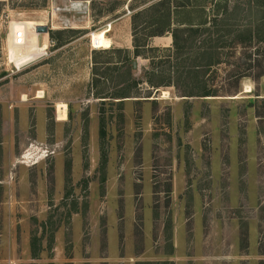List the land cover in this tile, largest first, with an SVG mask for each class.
Masks as SVG:
<instances>
[{
  "label": "rangeland",
  "instance_id": "1",
  "mask_svg": "<svg viewBox=\"0 0 264 264\" xmlns=\"http://www.w3.org/2000/svg\"><path fill=\"white\" fill-rule=\"evenodd\" d=\"M70 1L86 5L73 28L55 10ZM160 1L0 0V264H264V76L234 84L243 50L197 77L219 96H183L196 80L168 71L171 33L150 37L130 58L136 97L114 98L125 53L110 51H132L133 15ZM250 1L191 0L171 26L221 11L250 26ZM27 20L55 29L29 35L47 48L16 67L9 36ZM94 67L111 97L93 96Z\"/></svg>",
  "mask_w": 264,
  "mask_h": 264
},
{
  "label": "trees",
  "instance_id": "2",
  "mask_svg": "<svg viewBox=\"0 0 264 264\" xmlns=\"http://www.w3.org/2000/svg\"><path fill=\"white\" fill-rule=\"evenodd\" d=\"M190 1L162 0L133 15L132 51L126 49H113L110 51V53H117L118 56L121 53H125L124 59L119 63L120 65L114 67L120 72L121 76L126 78L122 82L123 85L119 88L120 92L114 98L136 97L131 96V90L136 88L141 80H137L132 76L133 66L130 58L138 56L148 58V51L153 49L148 46L149 38L162 36L165 32H170L172 38V46L166 50L174 56L172 58L174 61L169 66L168 71L171 75L176 76L177 74L176 77L178 78L184 76V80H196V82H192L196 84L195 91L189 90V93L183 96L213 97L220 95L217 89H211L206 86V81L203 80L205 74L202 75L200 81H198L197 77L211 67L226 62L225 49L227 48H231L232 52L236 47H240L243 50L242 56H240V63L237 64L241 68V71L235 75L237 79L234 84L237 87H239L240 79L246 75L254 74L257 79L264 76V50L261 49L264 48V0L250 1L261 13V16L250 26L241 27L240 23L228 21L221 11L220 13H216L211 24L199 23L194 25L192 23H181L172 28V9L187 7ZM140 24L144 25L143 30L151 29L143 35H137L136 30L140 27ZM49 36L53 37L54 32H50ZM255 44L257 47L254 53H248L247 48ZM255 69L257 71H254ZM179 71L180 75H178ZM93 75V96L96 98L111 97L105 94L101 86L103 82L100 80V76L103 75H100L98 68H93ZM149 82L152 83L150 80ZM156 87H158V84ZM238 91L239 89L235 92ZM261 99H263L261 102H264V98ZM256 114L257 116L264 117V111L258 110Z\"/></svg>",
  "mask_w": 264,
  "mask_h": 264
},
{
  "label": "bare ground",
  "instance_id": "3",
  "mask_svg": "<svg viewBox=\"0 0 264 264\" xmlns=\"http://www.w3.org/2000/svg\"><path fill=\"white\" fill-rule=\"evenodd\" d=\"M39 25H43V24L40 22L31 21V20H27L25 22L22 21V22H17V23L14 22L13 23L12 28H11V32H10V36H9V41H10L9 48L10 49L8 52V60L10 62L14 63L16 67H19L21 63H23L27 59H30L31 56L34 55L31 52H27L26 47L29 48L33 45L31 50L36 49V50H40V51L47 48V44H43L42 45L43 47H38L36 45V38L37 37L29 38V35H32V34L38 35L37 31H36V27ZM29 29H33L34 31L31 33V32H29ZM18 34H20L19 37L22 40L21 42H17L18 39H17L16 35H18ZM26 34H28V35H26ZM97 41H98L100 46L104 47V45L101 44L98 39H97ZM21 46H23V51L19 54L16 53L14 49L18 50ZM18 52H19V50H18ZM247 90H248V88H247ZM37 97L38 98L42 97V93L40 91L38 92ZM23 100H25V99L23 98ZM60 102L56 103L57 120L58 121H65L66 120V104L60 103Z\"/></svg>",
  "mask_w": 264,
  "mask_h": 264
},
{
  "label": "built area",
  "instance_id": "4",
  "mask_svg": "<svg viewBox=\"0 0 264 264\" xmlns=\"http://www.w3.org/2000/svg\"><path fill=\"white\" fill-rule=\"evenodd\" d=\"M86 5L83 2H74L70 1L69 7L60 9L59 7H55V10H59L61 12H64V23L70 24V27H76L73 24L77 22L83 21L85 15V9ZM48 30H54L55 27L53 26L52 22H50V25H47ZM28 35V34H26ZM20 34L16 35L18 41L21 42L22 40L20 39ZM20 39V40H19ZM43 47V46H42ZM46 50V49H43ZM27 152V151H26ZM26 155H29L30 157L34 156V152L32 153H27ZM46 156V155H44Z\"/></svg>",
  "mask_w": 264,
  "mask_h": 264
},
{
  "label": "crops",
  "instance_id": "5",
  "mask_svg": "<svg viewBox=\"0 0 264 264\" xmlns=\"http://www.w3.org/2000/svg\"><path fill=\"white\" fill-rule=\"evenodd\" d=\"M97 39L100 41L101 44H105L106 46H109V47L112 45V41H111L110 37H108V36L103 35V36L100 37V39L99 38H97ZM13 144H15V141L11 140L10 145H9V150L10 151H13L12 148L14 149ZM38 162L39 161H37L35 164H37Z\"/></svg>",
  "mask_w": 264,
  "mask_h": 264
},
{
  "label": "water",
  "instance_id": "6",
  "mask_svg": "<svg viewBox=\"0 0 264 264\" xmlns=\"http://www.w3.org/2000/svg\"><path fill=\"white\" fill-rule=\"evenodd\" d=\"M36 31H37V33L46 34V33H48V28L45 25H39L36 27ZM132 66L134 69L137 68V61L136 60L132 61Z\"/></svg>",
  "mask_w": 264,
  "mask_h": 264
}]
</instances>
